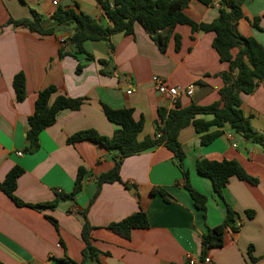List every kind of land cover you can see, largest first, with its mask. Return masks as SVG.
I'll use <instances>...</instances> for the list:
<instances>
[{"label": "crops", "instance_id": "1", "mask_svg": "<svg viewBox=\"0 0 264 264\" xmlns=\"http://www.w3.org/2000/svg\"><path fill=\"white\" fill-rule=\"evenodd\" d=\"M51 1L0 0V182L10 169L20 168L13 196L24 204L36 205L52 201L56 192L69 193L78 168L85 174L80 192L72 200L58 201L52 209L18 207L0 191V264H66L60 262L64 259L80 263L83 243L77 213L92 198L95 177L109 171L112 162L96 144L83 141L67 145L65 140L88 129L103 137L112 135L116 126L105 119L100 104L113 110L130 109L134 121L142 119V130L136 137L141 141L152 138L157 110L172 108L153 89V76L170 87L192 86L191 96L181 95L176 100L184 108L191 103L207 106L216 102L222 87L218 75L228 70L211 47L213 33H191L185 25L173 28L162 53L138 24H134L131 35L110 38L111 54L106 43L86 41L82 47L92 60L83 54L74 59L57 56L61 46L67 50L66 31L38 36L6 26L8 19L29 18V11L46 18L56 7H72L73 3L82 13L105 24L94 0H58L56 6ZM240 9L237 32L264 47V32L250 25L258 18V27H264V0H242ZM183 14L194 23L207 24L217 18L218 7L190 0ZM235 53L236 49L230 51L232 56ZM97 61L107 62L103 67L106 74L100 73L102 66ZM78 64L82 69L75 74ZM16 73L24 77L25 97L20 103L15 102L11 88ZM49 86L55 95L85 101L76 111L58 112L54 123L38 133L37 149L27 152L26 119L32 114L36 94ZM239 109L264 141V81L251 94L240 95ZM220 131V136L206 146H200L199 136L190 125L177 135L189 184L206 198L204 219L182 188L172 154L165 148L122 161L118 176L128 188L118 183L103 184L86 212L93 228L92 245L107 254L104 264H186L188 258L199 262L204 257L209 264H264V153L228 126ZM200 159L233 160L257 183L230 177L218 198L210 181L194 171V163ZM152 188L163 190L167 201L151 195ZM226 209L234 213L235 231L226 228L222 246L201 257L200 237L223 221ZM138 210L146 215L147 228L132 230L127 239L106 229ZM248 211L251 218L245 214ZM46 217L52 218L56 227Z\"/></svg>", "mask_w": 264, "mask_h": 264}, {"label": "trees", "instance_id": "2", "mask_svg": "<svg viewBox=\"0 0 264 264\" xmlns=\"http://www.w3.org/2000/svg\"><path fill=\"white\" fill-rule=\"evenodd\" d=\"M101 12L100 20L94 19L82 13L76 3L72 7H56L46 18L38 15L34 11H29V18L8 19L6 26L20 28L34 33L38 36L53 35L57 30L68 32L65 51L63 46L58 49L57 56L76 58L78 55H85L86 60H92V56L83 50V43L86 41L106 43L111 54L113 45L110 38L115 35L128 36L132 34L134 24H138L148 37L155 43L160 53L164 52L170 34L177 25H185L194 32H211L214 37L211 47L217 55L219 62H224L228 66L226 72L218 75L221 79L222 87L218 90V100L207 106H198L193 103L187 107H180L177 101L169 110L158 109L157 121L153 124L152 138L144 137L137 141L136 137L142 130L143 121L132 119L130 109L113 110L100 104L102 114L105 119L116 126L110 137H103L88 129L76 132L69 136L65 143L87 141L103 148L112 162L109 171L95 177V191L92 198L82 208L77 216L80 220V239L83 243L81 250V261L78 264H104L103 259L106 253H101L92 245L90 237L93 228L86 220V212L97 196L103 184L118 183L124 188L118 176L119 168L125 158L153 150L158 147L165 148L172 154V159L178 170L182 188L188 194L193 206L205 217L206 198L194 191L188 181V174L183 168L184 154L177 142L178 132L190 125L199 136L200 146L210 144L220 136V129L228 126L235 135L258 146L264 153V141L250 126L249 119L244 117L239 109L240 95L251 94L254 89L264 81V47L259 45L250 37L241 36L236 30L238 20L242 18L240 5L242 0H216L218 7L217 18L210 23H194L189 20L183 10L190 0H94ZM203 6L214 3V0H194ZM264 17V15H263ZM258 18H253L250 22L252 28L264 32V27H258ZM174 49L179 47L178 37L173 36ZM232 49H236L234 56L230 54ZM102 66L101 74H106L103 67L106 61H97ZM82 65H76L75 74H79ZM11 88L16 103L24 100V77L21 73H16L11 79ZM84 98L70 99L63 95H55V89L51 86L40 90L33 103L32 114L26 119L27 131L26 146L27 152L37 149V135L46 127L52 125L55 117L61 110L76 111L84 103ZM204 117V118H198ZM208 119H205V118ZM213 129V131H210ZM194 171L200 176L210 181L213 194L221 198V191L230 177H235L239 181L251 185L257 183L256 179L249 177L243 169L233 160L207 161L196 160ZM22 170L13 167L0 182V191L8 197L18 207H28L38 209L42 207L54 208L60 200H72L80 192L82 179L85 174L82 168H78L72 189L64 194L56 192L54 199L47 203L36 205L24 204L13 196L16 179ZM151 195H158L162 200L167 201L166 194L159 188H152ZM251 218L252 213H245ZM46 219L56 227L55 221ZM234 213L226 209L223 221L213 228H209L200 237V256L203 257L210 249L222 246V235L226 228L235 231ZM146 215L138 210L123 218L122 220L107 225L106 229L114 235L127 239L130 232L135 229L147 228ZM66 264H77L68 259L60 260Z\"/></svg>", "mask_w": 264, "mask_h": 264}, {"label": "built area", "instance_id": "3", "mask_svg": "<svg viewBox=\"0 0 264 264\" xmlns=\"http://www.w3.org/2000/svg\"><path fill=\"white\" fill-rule=\"evenodd\" d=\"M216 2V0H214V3ZM58 3V0H52L51 1V5L52 6H56ZM216 4V3H215ZM151 84L153 89L155 90V92L160 95L163 96L165 99L168 100V102L170 103V105H173L176 100L178 99V97H180L181 95L184 96H191L192 95V86H187L185 88H177V87H170L168 85H166V83L163 81V79L153 76L151 78ZM226 138L228 140L231 139L230 135H227ZM235 144L232 143V147H234ZM17 156H20L21 153H16ZM210 261L207 257H204L201 261L197 262L195 260H193L192 258H188L186 260V264H209Z\"/></svg>", "mask_w": 264, "mask_h": 264}]
</instances>
